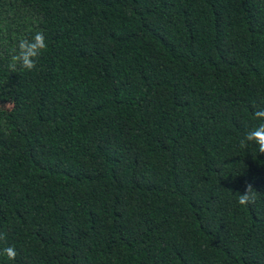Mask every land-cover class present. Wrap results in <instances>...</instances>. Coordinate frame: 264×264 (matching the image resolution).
Instances as JSON below:
<instances>
[{
  "label": "trees",
  "instance_id": "16d2710c",
  "mask_svg": "<svg viewBox=\"0 0 264 264\" xmlns=\"http://www.w3.org/2000/svg\"><path fill=\"white\" fill-rule=\"evenodd\" d=\"M0 103V264H264V0H0Z\"/></svg>",
  "mask_w": 264,
  "mask_h": 264
},
{
  "label": "clouds",
  "instance_id": "9594fccd",
  "mask_svg": "<svg viewBox=\"0 0 264 264\" xmlns=\"http://www.w3.org/2000/svg\"><path fill=\"white\" fill-rule=\"evenodd\" d=\"M46 48L47 44L42 31L35 32L30 40L27 38L20 39L18 45L12 49L10 54L9 68L15 71L17 66H19L21 69L27 71L34 70L37 67V60ZM254 116L256 119L264 121V109L256 110ZM249 143L256 145L258 152L264 154V122L259 123L258 126L244 134L243 139L240 141V147L242 149L247 148ZM257 194L258 192L254 189L253 185L248 183L246 184V190L240 193L238 203L242 206L255 203ZM3 239H5V236L0 234V240ZM2 254L8 260H15L17 256L14 246H5Z\"/></svg>",
  "mask_w": 264,
  "mask_h": 264
},
{
  "label": "rangeland",
  "instance_id": "374dc122",
  "mask_svg": "<svg viewBox=\"0 0 264 264\" xmlns=\"http://www.w3.org/2000/svg\"><path fill=\"white\" fill-rule=\"evenodd\" d=\"M0 108L1 109H6V108H9V105L8 104H4V103H0Z\"/></svg>",
  "mask_w": 264,
  "mask_h": 264
}]
</instances>
